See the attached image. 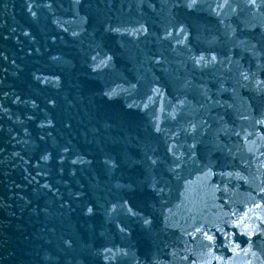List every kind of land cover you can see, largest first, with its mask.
Listing matches in <instances>:
<instances>
[{"label": "water", "instance_id": "water-1", "mask_svg": "<svg viewBox=\"0 0 264 264\" xmlns=\"http://www.w3.org/2000/svg\"><path fill=\"white\" fill-rule=\"evenodd\" d=\"M0 264H264V0H0Z\"/></svg>", "mask_w": 264, "mask_h": 264}]
</instances>
